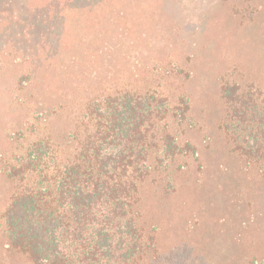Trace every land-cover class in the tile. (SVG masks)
I'll use <instances>...</instances> for the list:
<instances>
[{
	"label": "trees",
	"instance_id": "obj_1",
	"mask_svg": "<svg viewBox=\"0 0 264 264\" xmlns=\"http://www.w3.org/2000/svg\"><path fill=\"white\" fill-rule=\"evenodd\" d=\"M43 2L18 8L0 0V22L17 9L4 31H16L12 49L30 63L46 47L57 53L71 37L69 18L103 0ZM109 53L103 40L97 57ZM107 64L74 65L51 97L43 86L32 89L39 67L16 81L13 103L23 118L0 146L9 188L0 204V264H174L156 206L192 192L210 136L237 172L264 183L263 76L222 73L218 114L207 127L192 106L188 56ZM247 264H264V254Z\"/></svg>",
	"mask_w": 264,
	"mask_h": 264
},
{
	"label": "rangeland",
	"instance_id": "obj_2",
	"mask_svg": "<svg viewBox=\"0 0 264 264\" xmlns=\"http://www.w3.org/2000/svg\"><path fill=\"white\" fill-rule=\"evenodd\" d=\"M11 1L18 8L44 4ZM16 10L0 22V146L23 118L13 103L15 83L23 71L33 73L36 67L38 82L29 88L43 86L51 97L74 65L90 70L107 63L137 67L176 51L189 58L192 106L206 115L207 127L218 114L222 73L236 68L264 77V0H103L96 10L70 17L68 42L61 43L57 53L50 47L36 51L38 63L20 59L22 49L14 51L11 44L16 31H4L7 23L14 27ZM103 40L110 53L99 59ZM200 153L203 172L192 192L156 206L167 222L164 239L174 264H247L252 255L264 254V183L237 172L212 136L200 145ZM8 189L0 177V204Z\"/></svg>",
	"mask_w": 264,
	"mask_h": 264
}]
</instances>
